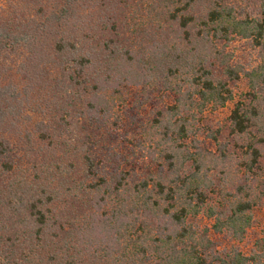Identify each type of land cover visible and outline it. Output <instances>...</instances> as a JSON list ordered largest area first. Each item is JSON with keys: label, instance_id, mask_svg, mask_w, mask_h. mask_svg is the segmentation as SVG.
<instances>
[{"label": "trees", "instance_id": "16d2710c", "mask_svg": "<svg viewBox=\"0 0 264 264\" xmlns=\"http://www.w3.org/2000/svg\"><path fill=\"white\" fill-rule=\"evenodd\" d=\"M237 37L264 45V0L253 20L224 0H0V264H264V139L219 205L188 145L234 99L217 40ZM244 107L231 133L253 136Z\"/></svg>", "mask_w": 264, "mask_h": 264}, {"label": "rangeland", "instance_id": "374dc122", "mask_svg": "<svg viewBox=\"0 0 264 264\" xmlns=\"http://www.w3.org/2000/svg\"><path fill=\"white\" fill-rule=\"evenodd\" d=\"M224 2L235 8L238 20H253L261 17V0H224ZM259 50L264 52V45L255 47L252 45V40L243 37H237L232 41L217 40V51H220L218 60H225V56H231L232 63L238 64L237 68L243 71L239 78L231 80L229 83V87L234 92V99L223 108L217 110L210 108L203 117L198 116L197 123L202 129H200V133L196 134L195 140L188 143L190 151L198 154L205 163L202 172L206 171L209 174L207 180L210 190L207 193H209L211 205H219L221 201H224L223 194H227L226 199L236 194L238 184L245 178L240 168L241 162H243L242 152L247 149V144L255 141V137L264 139V77H257L252 72L257 64L264 62V55L257 56ZM239 101L251 113H255L254 110H251V106L256 108V112L259 113L256 120L262 129L254 132V137L250 135V137L247 135L238 136L231 133L229 116ZM183 161L192 170L200 164L193 163V160L185 162L183 159ZM261 161L264 165V158ZM255 188L254 186V192H256ZM196 220L203 224L211 223L203 213L199 214ZM258 232H260L259 234L264 233L259 227ZM254 240V234L249 233L246 241L248 245L251 242L254 243Z\"/></svg>", "mask_w": 264, "mask_h": 264}]
</instances>
